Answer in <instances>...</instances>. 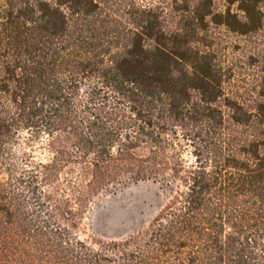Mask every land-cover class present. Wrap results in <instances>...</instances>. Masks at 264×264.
I'll list each match as a JSON object with an SVG mask.
<instances>
[{"label":"trees","instance_id":"obj_1","mask_svg":"<svg viewBox=\"0 0 264 264\" xmlns=\"http://www.w3.org/2000/svg\"><path fill=\"white\" fill-rule=\"evenodd\" d=\"M227 1L0 0V264H264V0ZM223 32L258 45L243 95ZM147 180L143 233L79 238Z\"/></svg>","mask_w":264,"mask_h":264},{"label":"rangeland","instance_id":"obj_2","mask_svg":"<svg viewBox=\"0 0 264 264\" xmlns=\"http://www.w3.org/2000/svg\"><path fill=\"white\" fill-rule=\"evenodd\" d=\"M217 3L220 10L229 6L230 10L236 11L235 3L227 0H218ZM262 9L264 11V4ZM220 41L226 46L228 60L235 65L231 88L235 93L243 95L254 80L253 76H256L255 67L247 64V58L256 55L258 45L242 36L224 32L220 35ZM166 200L167 192L159 183L151 180L116 186L94 200L85 213L77 234L85 241H90L91 238L110 241L143 233ZM2 259L9 260L10 263L21 260L26 264L32 258L25 254H15Z\"/></svg>","mask_w":264,"mask_h":264}]
</instances>
